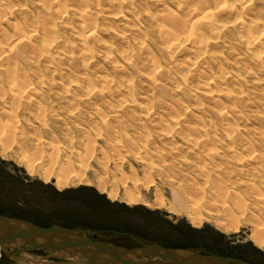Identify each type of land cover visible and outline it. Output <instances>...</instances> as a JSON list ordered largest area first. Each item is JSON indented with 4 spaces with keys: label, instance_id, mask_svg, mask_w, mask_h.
<instances>
[{
    "label": "clouds",
    "instance_id": "1",
    "mask_svg": "<svg viewBox=\"0 0 264 264\" xmlns=\"http://www.w3.org/2000/svg\"><path fill=\"white\" fill-rule=\"evenodd\" d=\"M122 6L132 10L131 23L110 15ZM23 7L0 0L3 16L20 15ZM211 7L219 5L72 0L69 11L88 12L61 22L43 46L40 24L25 14L28 31L16 67L25 87L39 92L38 102L25 109L31 113L26 127L69 145L81 137L102 140L105 162L141 153L159 159L165 148L188 144L219 148L227 142L234 151L239 140L264 149V0L226 3L215 22L201 20L193 33Z\"/></svg>",
    "mask_w": 264,
    "mask_h": 264
},
{
    "label": "rangeland",
    "instance_id": "2",
    "mask_svg": "<svg viewBox=\"0 0 264 264\" xmlns=\"http://www.w3.org/2000/svg\"><path fill=\"white\" fill-rule=\"evenodd\" d=\"M36 1L37 0H34V3H29L28 0L24 1L29 5L27 6L29 13L37 8ZM125 16L131 18V15L125 14ZM7 24V22H1L0 28H3V26L7 27ZM3 89L4 88H2L1 91L0 88V110L2 107L3 109H9L8 111L11 110L10 116H12L13 121H16L15 126L20 125L19 127H21V125L27 124L29 119L28 114L31 115V113L29 112L26 114L25 110L22 111V109H26L24 106H29L30 101L31 104L35 105L39 100V92L36 88L32 89V91H27L24 94V98H27L26 100L24 99V106H19V104L16 106L12 105L13 108L10 104L11 97L9 96L8 89L6 90L5 88V91ZM5 92L6 96H4ZM6 100L7 106L5 104ZM26 116L28 118H26ZM13 121L8 122L5 119L4 123H9L8 126H11V124L13 125ZM35 124L37 128L43 126L38 117L35 118ZM28 129L30 133L27 134L26 137L31 140L33 139L34 142L38 139L42 141V143L45 144H43V147L45 146L44 149L46 151H43L44 153L36 152L33 148V152H30V150L28 151L29 153H23L15 145V142H12L9 148L5 146L7 149L4 152L0 144V215L28 220L47 227L60 225L69 228H82L87 231L97 232L98 235L96 239L98 240L124 248L137 247L140 243L160 244L173 249L216 254L242 259L252 264H264V249L258 247L252 238V231L254 232L256 227L259 226L261 229L264 227V213L262 212V209H264V149L261 148L259 143L253 144L252 148L249 149L238 140L239 142L237 141L234 152L229 150L232 145L227 142L225 147L219 148L207 146L196 147L194 144H188L183 147L182 150L165 148L164 156L159 159L154 158L145 160L142 158L143 154L141 153L138 154L137 159L124 155L120 163H116L105 162L104 154L99 151L104 144L102 140H96L95 143H93L91 136L87 139L81 137L80 140H76L69 145V143L63 139L57 142L50 135H35L37 132L34 130L36 129L31 127H28ZM9 131L6 133V136L3 137V140L7 137ZM30 139L29 141H31ZM39 140L37 142H40ZM81 141L83 142L81 143ZM252 149H254V152ZM170 150L172 151V155L169 156L168 152ZM247 150L248 152H246ZM256 157H260L261 159ZM108 159L114 160L111 156ZM256 161L258 162L256 163ZM244 162L245 164L242 166L241 164ZM31 163L32 165H30ZM255 168L257 169L255 170ZM234 172L237 176L234 175ZM48 173L51 174L49 175ZM207 173L210 176H208ZM204 174L206 175L204 176ZM217 174L219 178H217ZM246 174H248V176ZM226 175H228L230 179ZM249 175L251 177L253 175V178H250ZM255 175H257V177H255ZM45 176H51L53 178L47 182L44 180ZM75 176L76 178L78 177L77 179L83 178L84 183H76L63 189H59L55 185L57 180L55 177L71 179ZM225 176L227 177L226 179ZM207 177L213 179L208 178L209 180H207ZM246 178L248 181H244ZM249 178L250 181H254L256 185L254 182L250 184ZM238 179L242 182H240V180L238 181ZM180 180H182V183ZM228 181L231 182V186L230 184L227 185ZM236 181L237 183H235ZM222 182L224 183L222 184ZM234 183L237 186H234ZM219 184H221V186ZM238 184L242 186V188ZM247 184H249L248 187ZM178 186L183 190H180ZM214 186H219L220 190H218V188H216L217 191L216 189L214 190ZM225 186H229L231 192H229V188ZM233 186L236 187L237 190L234 189L233 191ZM254 186L259 189L254 188ZM175 188L176 190H174ZM245 188L250 189L247 190ZM103 189H105L107 193H104ZM199 190L201 192L200 196H204H201V198L199 197L201 200L197 198L200 193ZM210 190L212 193H210ZM224 190L226 193L222 194L221 192H224ZM195 191L198 192V194L194 198L191 196L190 192L193 193ZM214 191L216 192L214 193ZM110 192L114 195H118V197L114 199L108 196ZM178 192H181V194H179L182 197H186L187 200L192 199L190 200L192 203L189 204H191L193 208L198 204L203 205L204 208L201 205L197 206V208L204 213H208V211L215 213L213 209H217L220 214H222L224 211L226 212L227 208L228 210L233 208L232 210L234 211L235 208H237V204H239L241 209H245V213L241 210L243 214L242 216L239 215L242 221L239 220V223L238 221L231 223V221L228 220V223L225 213L222 214V218L226 219L225 222H227L229 227L233 230L228 233L221 230L213 221H205L200 227H193L189 222L190 220L187 219L188 217L185 216V213L174 214V212H172L177 208L175 206V203L177 205L175 194ZM232 193H237V199L243 200H240L241 202L238 201ZM245 193H247V196ZM206 194H209V196ZM214 194H216V199ZM228 194H232L234 198H232V195L229 196ZM260 194L261 196H259ZM226 196H229V198ZM124 197L140 198L143 201L142 203L128 204L123 199ZM206 197L211 198V200ZM259 197L263 200H260ZM223 198L227 200L224 201L225 199L223 200ZM251 199L252 203L249 204L251 201L249 202L248 200ZM197 200L198 203L196 204L195 202H197ZM233 200H237L236 202L238 203L236 204L235 201L232 202ZM204 201L209 204V207H207L208 205ZM224 202L229 205V207L225 206ZM146 204L148 205L146 206ZM161 204L163 208L159 207ZM253 204L256 205L255 209ZM170 206L175 208L173 209ZM260 206L263 207L261 208ZM220 207L222 212L220 211ZM248 207H250V210ZM251 207L253 209H251ZM169 208L172 210H170L171 212ZM178 208L177 210L179 211L183 210L180 206ZM256 209H258V211H255ZM253 213L258 217L256 218ZM259 215H262V217H259ZM250 219H253L254 222H251ZM255 221L258 224H256ZM230 223H234V225H232L234 226L233 228ZM235 224H240L238 225L239 228ZM236 227L237 229H235ZM235 230L238 231L236 232ZM20 256L41 259L49 264H70L72 262L67 258H60L52 252L33 250L24 247L21 250H9L5 258H0V264H26L19 260L18 257Z\"/></svg>",
    "mask_w": 264,
    "mask_h": 264
},
{
    "label": "bare ground",
    "instance_id": "3",
    "mask_svg": "<svg viewBox=\"0 0 264 264\" xmlns=\"http://www.w3.org/2000/svg\"><path fill=\"white\" fill-rule=\"evenodd\" d=\"M25 0H18V4H22V5H24V7H23V9H22V14H20V15H13L12 17H7V16H3V14L2 13H0V23L2 22H7L8 24L6 25L7 27H4L3 26V28H0V88H1V91H2V88H4L3 90L5 91V88H6V90L8 89V92H9V96L11 97V101H10V104H11V107H13V106H16V105H18L19 104V106H24V104L25 103H23L26 99L24 98V94L27 92V91H29V89H28V87H25V81H24V78H23V75H22V73L17 69V67H16V64H17V61L19 60V57H20V51H19V48H21V47H23V45H20V41L22 40V39H24V36H23V32H27L28 31V29L27 28H23V25H24V15L26 14L27 16H28V18H29V20L30 21H35V22H37V23H39L40 24V27H41V29H42V37L40 38V42H41V45L43 46V45H45V44H47V43H49L51 40H54V38H55V34L57 33V31L60 29V25H61V22L62 23H67L71 18H74L75 16H80V17H83L84 15H85V13H87L88 12V9L87 8H83V9H81V10H79V12L78 13H73V12H71V11H69V8L72 6V0H37L36 1V6H37V8L33 11V12H28V7L27 6H29V5H27V3H25L24 2ZM24 2V3H23ZM226 3H233V0H213V4L214 5H219V7H211V8H208L204 13H203V15L200 17V19L199 20H197L196 21V23H194L193 24V26H192V32L194 33L195 31H196V25L201 21V20H204V21H208L209 23H213V22H215V20L218 18V16L220 15V14H222V10H225L224 9V5L226 4ZM97 11H104V10H98V9H93V14H95ZM107 10H105L104 12H106ZM125 14H128V15H131V18H127L126 16H125ZM110 15L112 16V18L113 19H118L119 21H125V20H127L128 21V23H131V21H132V18H133V13H132V10H128V11H124L123 10V6L120 8V9H117V10H115V11H113V12H111L110 13ZM122 19V20H121ZM11 21V22H10ZM13 24H17L18 26H20L21 28H22V32H20V33H18L17 31H16V29L12 26ZM28 35L29 36H31V33L30 32H28ZM33 42L35 43L36 42V38L35 37H33ZM225 43H226V41H225ZM32 89H35V87L34 86H32ZM4 93V92H3ZM8 94V93H7ZM28 95V94H27ZM4 96H6V92H5V95ZM3 99H4V97H3ZM7 99V98H6ZM25 99V100H24ZM7 100H10V99H7ZM7 100H6V102H5V104L7 103ZM3 101H5V100H3ZM35 101H36V99H35ZM2 102V101H1ZM27 102V101H26ZM9 103V102H8ZM34 103V102H33ZM13 105V106H12ZM33 105V104H32ZM0 106H1V104H0ZM6 106H7V104H6ZM5 106V107H6ZM10 106V105H9ZM10 107V108H11ZM24 107H29L28 105H25ZM1 108V107H0ZM14 108V107H13ZM20 108V107H19ZM17 109H18V107H17ZM9 110V109H8ZM7 109H3V107H2V109L0 110V144H1V146H2V149H3V151L5 152L6 151V149L7 148H9V145H11V143L12 142H15V145L18 147V149H20L23 153H27L28 151H30V152H33L32 151V149L34 150V151H36V152H41V153H44L43 151H46L44 148H45V146L43 147V144L44 143H42V141H40L39 139V141L40 142H37V141H35L34 142V140L32 139H30L31 141H29V139H28V137H26L27 136V134H29L30 132L28 131L29 129H28V127L26 128V124L25 125H21V127H19V126H15V122L16 121H13V119H12V116H10L11 114H10V111H8ZM13 110V109H12ZM16 110V109H15ZM19 110H21V109H19ZM23 110H25V109H22V111ZM14 113H16V112H14ZM17 114V113H16ZM26 114H28V113H26ZM20 115V114H19ZM22 115H23V112H22ZM29 115L30 114H28V117H29ZM14 117V116H13ZM27 116H26V118H28ZM9 118V119H8ZM5 119L8 121V122H10V121H13L12 123H13V125L11 124V126H8L9 125V123L8 124H5L4 123V121H5ZM10 120V121H9ZM27 120V119H26ZM24 121H25V119H24ZM23 121V122H24ZM26 123V122H25ZM11 127V128H10ZM10 128V129H9ZM10 131H9V130ZM9 131V133L7 134V137L5 138V140H3V137L4 136H6V133ZM34 131H36V130H34ZM35 135H37V133H35ZM51 136V135H50ZM11 141V142H10ZM91 142V141H90ZM239 142V141H238ZM45 145V144H44ZM5 146H7V148L5 147ZM239 146V145H238ZM253 146V145H252ZM252 146L251 147H249V149L250 148H252ZM242 147V146H241ZM70 148V147H69ZM94 148V147H93ZM231 148V147H230ZM49 149V148H48ZM53 149V148H52ZM71 149V148H70ZM248 149V150H249ZM86 150H88V149H86ZM85 150V151H86ZM241 150V149H240ZM248 150L246 151V152H248ZM253 150V152H254V149H252ZM18 151V150H17ZM20 151V152H21ZM49 151V150H48ZM233 151V150H232ZM244 151V150H243ZM234 152V151H233ZM250 152V151H249ZM29 153V152H28ZM46 153V152H45ZM57 153V152H56ZM201 153V152H200ZM243 153V152H242ZM245 153V152H244ZM256 153V152H255ZM259 153V152H258ZM31 154V153H30ZM249 154V153H248ZM201 155V154H200ZM259 155V154H258ZM257 155V156H258ZM38 156V155H37ZM41 156V155H40ZM253 156V155H252ZM260 156V155H259ZM264 156V155H263ZM28 157V156H27ZM85 157V156H84ZM208 157V156H207ZM261 158H263L262 156H260ZM260 157H256V158H260ZM29 158V157H28ZM40 158V157H39ZM43 158V157H42ZM41 158V159H42ZM47 158V157H46ZM161 158V157H160ZM255 158V159H256ZM260 158V159H261ZM58 159V158H57ZM251 159V158H250ZM36 160V159H35ZM240 160V159H239ZM249 160V159H248ZM238 161V160H237ZM242 161V160H241ZM251 161V160H250ZM263 161H264V158H263ZM37 162V161H36ZM42 162V161H41ZM81 162V161H80ZM240 162V161H239ZM253 162V161H252ZM255 162V161H254ZM258 161H256V163H257ZM44 163V162H43ZM49 163H51V162H49ZM240 163H242V162H240ZM244 164H245V162L243 163V164H241L242 166H244ZM251 164V163H250ZM30 165H32V163L30 164ZM68 165V164H67ZM249 165V164H248ZM254 165V164H253ZM29 166V165H28ZM55 166V165H54ZM219 166V165H218ZM250 166V165H249ZM261 166H262V164H261ZM69 167H70V165H69ZM81 167V166H80ZM254 167V166H253ZM29 168H30V166H29ZM71 168H73V167H71ZM246 168V167H245ZM32 169V168H31ZM68 169V168H67ZM252 169H254V168H252ZM257 168H255V170H256ZM238 170H240V169H238ZM30 171H32V170H30ZM241 171V170H240ZM244 171V170H243ZM233 172V171H232ZM236 172V171H235ZM235 172H234V175H236L235 174ZM238 172V171H237ZM251 172V171H250ZM31 173V172H30ZM44 174V173H43ZM49 174V173H48ZM51 174V173H50ZM49 174V175H50ZM60 174V173H59ZM62 174V173H61ZM208 174V173H207ZM212 174V173H211ZM219 174V173H218ZM218 174H217V176H218ZM221 174V173H220ZM253 174H255V173H253ZM45 175V174H44ZM57 175V174H56ZM75 175V174H74ZM206 174H204V176H205ZM224 175V174H223ZM223 175H221V176H223ZM234 175H232L233 177H235ZM239 175V174H238ZM247 176H248V174H246ZM43 176V175H42ZM53 176H55V175H53ZM78 176V175H77ZM208 176H210L209 174H208ZM214 176V175H213ZM216 176V177H217ZM228 178H229V176L228 175H226ZM225 176V179L227 178ZM237 176V175H236ZM250 176V175H249ZM69 177V176H68ZM255 177H257V175H255ZM51 178H53V177H51V176H45V179L44 180H46L47 182H49L50 181V179ZM57 180H56V186L59 188V189H63V188H65V187H68L69 185H73V184H76V183H79V184H83L84 183V180H83V178H80V179H82V180H80V179H77L76 178V176L75 177H73V178H71V179H67V178H57V177H55ZM209 177H207V180H209L208 179ZM217 178H219V176L217 177ZM239 178V177H238ZM250 178H253V175H252V177L250 176ZM250 178H249V181H250ZM262 178V177H261ZM260 178V179H261ZM206 179V178H205ZM211 179H213V178H211ZM216 179V178H215ZM230 179V178H229ZM86 180V179H85ZM218 180V179H217ZM220 180H221V178H220ZM240 179H238V181H239ZM247 180V178L244 180V181H246ZM87 181V180H86ZM181 181V183H182V180H180ZM224 181H226V180H224ZM243 181V182H244ZM248 181V180H247ZM255 181H256V179H255ZM215 182H219V181H215ZM240 182H242L241 180H240ZM254 181H250L249 183L251 184V183H253ZM260 182V181H259ZM209 183V182H208ZM221 183V182H220ZM224 182H222V184H223ZM231 182H229L228 181V183H227V185L228 184H230ZM235 183H237V181L235 182ZM234 183V184H235ZM256 183H257V181H256ZM86 184V183H85ZM88 184V183H87ZM217 184V183H216ZM254 184H255V182H254ZM191 185V184H190ZM206 185V184H205ZM220 186H221V184H219ZM225 185H226V182H225ZM239 185V184H238ZM241 185H244V184H241ZM248 185L249 184H247V187H248ZM253 185V184H252ZM256 185V184H255ZM179 186H181V185H179ZM178 186V187H179ZM186 186V185H185ZM193 186V185H192ZM197 186V185H196ZM217 186V185H216ZM223 186V185H222ZM230 186H231V184H230ZM234 186H237L236 184L234 185ZM233 186V187H234ZM240 186V185H239ZM182 187V186H181ZM194 187H195V185H194ZM215 187V186H214ZM225 187H227V186H225ZM241 188H242V186H240ZM252 187V186H251ZM261 187H262V185H261ZM263 187H264V185H263ZM187 188V187H186ZM201 188V187H200ZM216 188H218V190H220L219 189V186L218 187H215L214 188V190L216 189ZM222 188V187H221ZM224 188V187H223ZM222 188V189H223ZM227 188H229V186L227 187ZM244 188V187H243ZM253 188V187H252ZM254 188H256L255 186H254ZM179 189H180V187H179ZM182 189V188H181ZM180 189V190H181ZM195 189V188H194ZM193 189V190H194ZM197 189V188H196ZM202 189V188H201ZM225 189V188H224ZM234 189H236V187H234L233 188V191H234ZM245 189H247V188H245ZM248 189H250V188H248ZM247 189V190H248ZM256 189H259L258 187L256 188ZM104 190V193H107V191L105 190V189H103ZM174 190H176V188L174 189ZM173 190V191H174ZM183 190V189H182ZM190 191H192L191 189H189ZM198 190V189H197ZM230 190V191H229ZM229 190H227V191H229V192H231V189L229 188ZM237 190V189H236ZM262 190V189H261ZM178 191V190H177ZM177 191H175V192H177ZM202 191V190H201ZM208 191V190H207ZM211 191V190H210ZM216 191H217V189H216ZM216 191H214V193L216 192ZM242 191H244V190H242ZM251 191V190H250ZM253 191V190H252ZM257 191V190H256ZM109 192V191H108ZM199 192H200V190H199ZM205 192H206V189H205ZM204 192V193H205ZM240 192H241V190H240ZM245 192V191H244ZM249 192V191H248ZM254 192H255V189H254ZM257 192H259V191H257ZM261 192V191H260ZM181 194V192H178V193H176L175 194V200L177 201V205H176V203H175V206L177 207V208H173V207H171V208H173L174 209V211H172L170 208H169V211L171 210L172 212H174V214L175 213H178V214H180V213H185L186 215L185 216H187L188 218L187 219H189L190 221V223L193 225V227H200L205 221H213V222H215L216 223V226H218L221 230H223L224 232H230V231H233L230 227H229V225H228V223H229V221H231V223L232 222H235V221H238V223H239V220H241L242 221V219H240V217H239V215H241L242 216V214L243 213H241V210H243V208L241 209L240 207H239V204H237L238 202H236L238 199V195H236V194H234V193H232V194H234V197H236L235 199H237L236 201L235 200H233L232 202H234L235 201V203L237 204V206H236V204H235V206L237 207V208H235V210L233 211L232 209H230V210H228V208H227V210H226V212L224 211L225 210V208H224V212L222 213V214H224L225 213V215H226V219H227V221H228V223L227 222H225V218H222L223 216H222V214H220V212H219V210H215V209H213L214 210V212L215 213H213V212H209L208 211V213H204V212H202V211H200L199 210V208H197V206H199V205H201V204H198V205H196L197 203H198V200H197V202H195L196 204V207H192V205L191 204H189V203H192V201H190V200H192V199H190V200H187L186 199V197H182L180 194ZM187 193H189V192H187ZM191 193V196L192 197H194L195 198V196H197V194H198V192H190ZM207 193H209V192H207ZM210 193H212V191L210 192ZM218 193H220V192H218ZM222 194H224V193H226L225 192V190H224V192H221ZM239 193V192H238ZM135 194V193H134ZM182 194H184V193H182ZM200 194H201V192L199 193V196L197 197V198H201V196H200ZM231 194V195H232ZM240 194V193H239ZM242 194V193H241ZM247 193H245V195H246ZM253 194V193H252ZM259 194V193H258ZM261 194H262V192H261ZM261 194L259 195V196H261ZM264 194V193H263ZM185 195V194H184ZM190 195V194H189ZM204 195V194H203ZM207 196H209V194H206ZM205 195V196H206ZM213 195V194H212ZM216 194H214V196H215ZM218 195V194H217ZM221 195V194H220ZM229 195V194H228ZM231 195H229V196H231ZM108 196H110V197H112V198H114V199H116L117 197H118V195H114L113 193H109V195ZM131 196H134V195H131ZM190 196V197H191ZM211 196V195H210ZM229 196H226V197H228L229 198ZM239 196H241V195H239ZM243 196V195H242ZM247 196V195H246ZM255 196V195H254ZM257 196V195H256ZM202 197H204V196H202ZM212 197V196H211ZM233 197V195H232V198H234ZM189 198V197H188ZM193 198V199H194ZM199 198V199H200ZM206 198H208V199H210L211 200V198H209V197H206ZM217 197L215 196V199H216ZM221 198V197H220ZM241 198H243V197H241ZM249 198V197H248ZM262 198H263V196H262ZM125 201H126V203H128V204H137V203H142V201L143 200H141L140 198L139 199H136V198H132V197H124L123 198ZM203 199V198H202ZM212 199H214V198H212ZM222 199V198H221ZM225 198H223V200H224ZM231 199V198H230ZM239 199H240V197H239ZM244 199H246V198H244ZM250 199V198H249ZM259 199L260 200H263V199H261L260 197H259ZM201 200V199H200ZM207 200V199H206ZM210 200H207V201H210ZM223 200H220V201H223ZM227 199H225L224 201H226ZM229 200V199H228ZM240 200H243V199H240ZM240 200H238V201H240ZM176 201H174V202H176ZM194 201V200H193ZM215 201V200H214ZM250 203L249 204H251L252 203V199L251 200H248ZM254 201V200H253ZM257 201V200H256ZM158 202V201H157ZM173 202V203H174ZM201 202V201H200ZM204 202H206V201H204ZM219 202V201H218ZM241 202V201H240ZM239 202V203H240ZM261 202V201H260ZM264 202V201H263ZM263 202H261V203H263ZM203 203V202H202ZM207 203V202H206ZM211 203V202H210ZM216 203V202H215ZM223 203V202H222ZM221 203V204H222ZM244 203V202H243ZM242 203V204H243ZM255 203V202H254ZM149 204V203H148ZM148 204H146V206L148 205ZM157 204V203H156ZM162 204H164V203H162ZM162 204H161V206H159L160 208L162 207ZM194 204V203H193ZM212 204V203H211ZM230 204H232V203H230ZM241 204V203H240ZM256 204V203H255ZM260 204V203H259ZM264 204V203H263ZM145 205V204H144ZM180 206V208L182 207L183 208V210H181V211H179V210H177V209H179L178 207ZM207 207H209V204L207 203ZM213 205V204H212ZM211 205V206H212ZM215 205V204H214ZM224 205L225 206H227V207H229V205H227L225 202H224ZM232 205H234V204H232ZM254 205V204H253ZM257 205V204H256ZM256 205H254L255 207H254V209L256 208ZM163 206H165V205H163ZM201 206H203V205H201ZM216 206H219V205H216ZM245 206V205H244ZM248 206V205H247ZM250 206V205H249ZM191 207V208H190ZM206 207V206H205ZM206 207V208H207ZM257 207H258V205H257ZM261 208L263 207V206H260ZM163 208V207H162ZM203 208H204V206H203ZM205 208V209H206ZM212 208H213V206H212ZM215 208V207H214ZM250 207H248V209H249ZM167 209V208H166ZM251 209H253L252 207H251ZM209 210H210V208H209ZM245 210V209H244ZM244 210H243V212H244ZM250 210V209H249ZM170 211V212H171ZM204 211H206V210H204ZM220 211H221V207H220ZM255 211H258V209H256ZM217 212H219V213H217ZM222 212V211H221ZM262 212L264 213V209H262ZM245 213V212H244ZM252 213V212H251ZM257 213V212H256ZM247 214H249V213H247ZM254 214V213H253ZM253 214H251V215H253ZM259 214V213H258ZM255 216H256V214H254ZM253 215V216H254ZM264 215V214H263ZM244 216H245V214H244ZM247 216V215H246ZM258 216H256V218H257ZM259 217H262V215L260 216L259 215ZM242 218H244V217H242ZM249 218H250V216H249ZM253 218V217H252ZM255 218V219H256ZM248 219V218H247ZM259 219V218H258ZM261 219V218H260ZM245 220V219H244ZM263 220H264V216H263ZM250 221L251 222H254V220L252 219H250ZM257 221H259V220H257ZM249 222V221H248ZM256 222V221H255ZM260 222V221H259ZM262 222V221H261ZM230 223V225H231V227L233 228L234 226H232V225H234V223L233 224H231ZM242 223V222H241ZM264 223V222H263ZM263 223H262V225H263ZM236 224H237V222H236ZM235 224V225H236ZM255 224V223H254ZM256 224H258L257 222H256ZM255 224V225H256ZM238 225H240V224H238ZM238 225H236V226H238ZM250 225V224H249ZM259 225H261V224H259ZM261 225V226H262ZM251 226V225H250ZM253 226V225H252ZM257 226V225H256ZM259 227V226H258ZM258 227H256V229L254 230V228H253V230H254V232L252 231V233H253V235H252V238H253V241L255 242V244L258 246V247H260V248H262V249H264V232H263V228L261 229L260 227L258 228ZM238 228H239V226H238ZM235 229H237V227L235 228ZM236 231V230H235ZM238 231V230H237ZM236 231V232H237ZM0 258H1V248H0ZM19 258V260L21 261V262H23V263H26V264H49L48 262H46V261H44V260H41V259H33V258H30V257H25V256H20V257H18ZM2 259V258H1ZM68 260H71L72 262L70 263V264H91L90 262H88L86 259H83V258H72V257H70V258H68Z\"/></svg>",
    "mask_w": 264,
    "mask_h": 264
},
{
    "label": "water",
    "instance_id": "4",
    "mask_svg": "<svg viewBox=\"0 0 264 264\" xmlns=\"http://www.w3.org/2000/svg\"><path fill=\"white\" fill-rule=\"evenodd\" d=\"M98 233L0 215L1 258L24 247L52 252L60 258H83L91 264H252L216 254L173 249L160 244L124 248L96 239ZM124 235V234H122Z\"/></svg>",
    "mask_w": 264,
    "mask_h": 264
},
{
    "label": "trees",
    "instance_id": "5",
    "mask_svg": "<svg viewBox=\"0 0 264 264\" xmlns=\"http://www.w3.org/2000/svg\"><path fill=\"white\" fill-rule=\"evenodd\" d=\"M37 224V223H36ZM100 234V233H99Z\"/></svg>",
    "mask_w": 264,
    "mask_h": 264
}]
</instances>
